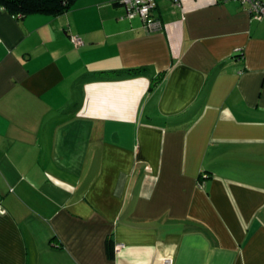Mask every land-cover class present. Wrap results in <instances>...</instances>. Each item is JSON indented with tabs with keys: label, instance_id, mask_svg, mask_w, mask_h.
Masks as SVG:
<instances>
[{
	"label": "crops",
	"instance_id": "0c3cea01",
	"mask_svg": "<svg viewBox=\"0 0 264 264\" xmlns=\"http://www.w3.org/2000/svg\"><path fill=\"white\" fill-rule=\"evenodd\" d=\"M119 1L0 8V264H264V20Z\"/></svg>",
	"mask_w": 264,
	"mask_h": 264
},
{
	"label": "built area",
	"instance_id": "2783aa9c",
	"mask_svg": "<svg viewBox=\"0 0 264 264\" xmlns=\"http://www.w3.org/2000/svg\"><path fill=\"white\" fill-rule=\"evenodd\" d=\"M174 5H179L180 0H168ZM234 1L247 6L248 13L256 20H264V6L261 0H223ZM120 4L125 8L123 19L132 20L138 17L142 23L146 33H151L156 28L152 19V11L155 7V0H120ZM74 47L82 45V41L77 37L70 38ZM2 212L0 207V213ZM159 264H173L171 258L161 259Z\"/></svg>",
	"mask_w": 264,
	"mask_h": 264
},
{
	"label": "trees",
	"instance_id": "16d2710c",
	"mask_svg": "<svg viewBox=\"0 0 264 264\" xmlns=\"http://www.w3.org/2000/svg\"><path fill=\"white\" fill-rule=\"evenodd\" d=\"M76 1L77 0H0V8L15 18H22L28 15L58 17L67 13L74 6ZM261 2L264 6V0H261ZM205 177L206 175H202V178ZM106 251L109 259H112L115 254V246L111 239H108L106 242Z\"/></svg>",
	"mask_w": 264,
	"mask_h": 264
}]
</instances>
